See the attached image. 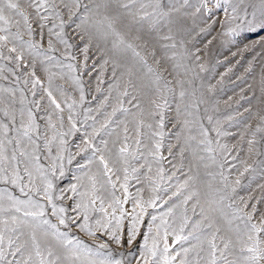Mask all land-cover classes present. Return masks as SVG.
Returning <instances> with one entry per match:
<instances>
[{
  "label": "snow or ice",
  "instance_id": "1",
  "mask_svg": "<svg viewBox=\"0 0 264 264\" xmlns=\"http://www.w3.org/2000/svg\"><path fill=\"white\" fill-rule=\"evenodd\" d=\"M187 3L188 0H167V2L165 0H104L103 3H93L90 7L82 0H0V59L14 61L18 67L30 65L31 72L28 75L32 87L35 89L37 85H41V80L36 76L37 60H40L41 64L45 61L55 60L56 64L61 66V62L56 57L49 55L50 52L56 50L53 37L66 49L73 46L65 36L66 24L70 26L79 20L76 27L81 29V32H78L76 37L80 40L87 37L89 41L94 39L106 41L109 36L114 37L113 50L119 51L122 47L125 50L130 49L135 62L146 69V76L140 78L138 84L133 79V67L122 65L118 60H113V76H116L117 68L123 67L125 70L121 72V77L125 74L129 77L122 95L129 96V88L137 91L154 84L155 97L149 98V107L147 108L141 107V104L137 102L135 104L136 113H131L129 109L123 107L121 102L119 107H114L111 113H105L106 122L101 127L106 129L109 124L114 123L112 117H115L117 112L125 116L131 115L138 137L136 139L137 146L139 147L143 143L142 139L139 138L144 135L142 129H149L147 135L152 142L149 154L159 162V160L164 159L160 155V149L163 146L165 136L164 109L169 107L167 94H171L175 99V92L171 87L173 81L166 80L162 72L154 69L146 57L142 56L132 44L125 45L124 38L114 27L121 14L119 12L115 15L112 14L114 11L113 4L118 9H123L138 25L137 31H142L149 38L145 42V47H147L148 42H153L152 50L148 55L153 58L157 66H160L163 61L176 59L175 50L178 44L183 47L184 41L182 39L178 41L177 37L184 31L180 12ZM215 7H223L225 15V19L221 21V28L224 29L221 33L222 36H235L241 29L254 33L264 32V0H238L237 3L224 0L223 5L221 0H215ZM81 9H83V13H81ZM101 9H103L102 13ZM202 9L207 10L209 14L212 12L207 7V0H202L201 6L197 7L196 11L200 12ZM93 13L102 16L92 25L94 31L84 27L90 18V14ZM65 14L68 17L67 21L64 19ZM52 20H58L59 24H54L52 28H48L47 48L45 49L43 30L46 26L45 22ZM33 24L36 25L35 28ZM54 28H58L59 31H54ZM37 35L40 37L39 40L34 38ZM25 36L28 37L27 40H25ZM136 38L140 39L141 37L137 36ZM260 44L264 46V37H261ZM157 45L160 51L159 58L157 57ZM5 49L7 55H5ZM25 49L28 50L32 59L22 65L21 62L26 59ZM84 51L87 52V46H85ZM170 52L172 53L171 56L169 55ZM66 67L70 71L74 70L72 64H68ZM182 67H184L182 63L173 64V68L177 70V76L179 75L178 70ZM201 70H203L202 65ZM55 75L54 73L49 74L48 88L45 91L50 104L53 106V111L62 112L61 105L53 96L52 91V81ZM61 77H63V73H61ZM145 78L149 81L147 84L144 83ZM72 79L80 87L79 79L76 77H72ZM25 83L28 81L26 80ZM175 83L180 85L179 101L183 102L188 95L184 89L185 81L175 79ZM58 90L63 95V91ZM3 92L10 95H0V105H3L0 107V112L3 113L4 117L3 120H0V183L19 189L25 199H20L7 187L0 189V264H126L125 253L121 251L118 253L121 258H115L112 246L116 245L123 248L125 243L132 246L140 235H142L143 243L137 245L139 259L136 260V264H264V214L259 217V223L254 222L253 216L257 211L255 205L252 206L250 212H245L244 208L247 207V203L243 208L239 207L236 205L235 199L225 194L224 189H227L229 184L228 177L222 171L219 175L224 188H214L209 183L203 193L199 188L201 183L199 173L196 172L187 176L182 185L189 190V195L185 197V203L194 196L197 197V204L200 205L199 219L189 225L185 217L179 232L175 228L172 229L173 242L171 244L168 240L167 220L161 218V226H164L163 234L160 232L161 226H157L156 232L153 234V224L157 220L155 215L151 217V221L148 223L147 232L141 233L140 226L144 223L143 216L146 213L145 202L137 199L132 213L125 212L123 203L128 199L127 168H124L125 183L122 187L125 197L123 201L116 197L113 192L111 201L105 207L104 197L97 194L96 180L91 178V192L88 190L79 191L76 184L69 186L71 192L79 197L71 208L73 215H69V209L56 202L57 200H64L65 197L54 195L55 185L52 178L56 176L57 169H59L61 176L64 174L61 153L64 151V137L71 134L76 128L71 115L74 104L68 105L70 112L68 119L71 123L69 131H57L51 114H48L46 117L47 127L53 131V135L51 138L46 135L42 137L32 107L24 106L23 94H21L20 99L21 107L16 109L14 107L16 104L15 90L0 88V93ZM32 94L35 96L36 93L33 92ZM192 95L195 96V92ZM80 100H84L82 87ZM132 100H138V98L132 96ZM202 102V100H196L194 103L186 105L183 110L180 103H177V117L191 115L188 112L189 107L198 111L199 104ZM32 103L39 110V104L36 101ZM58 119L62 128L63 116H59ZM208 119L211 122V117ZM148 120H152L154 123H149ZM260 122L256 132L264 131V127H262L264 126V115L260 116ZM120 123L124 122L120 121ZM189 123L187 119L177 120L174 127L178 126L182 131ZM181 131L175 133L178 140ZM199 132L203 139L199 140L197 147L203 146L201 150L209 153L208 158L215 162L214 149L212 141L208 139L207 129L200 126ZM94 134L99 135V131L94 129ZM217 135H221L218 130ZM41 139H43V149L46 150L44 158L49 160L47 167L42 162ZM195 139L196 137L191 135L185 139L184 146L180 148L182 159L184 152L192 147L191 141ZM57 140L59 142L58 152L56 156H53L52 145ZM124 140L125 144L119 149V153L124 157V162L127 163L125 154L128 153L126 143L128 127L126 123ZM255 142V133H253V139L249 141L250 153L254 151ZM85 143L92 147L93 152L100 151L97 146L91 143V138ZM101 143L105 148L107 147L108 142L106 140H101ZM220 147L227 149V145ZM168 151L171 154V146ZM133 158L138 157L134 156ZM71 159L69 157V163H71ZM192 159L203 161L205 157L199 156L197 150L193 148ZM99 160L104 166L105 175H108L112 171L108 161L103 155H100ZM241 163L244 164V172L256 171V168L246 161H241ZM254 163L261 171H264V160ZM207 166L206 164L205 167ZM223 167L221 164L220 168L223 169ZM149 171H151L150 167ZM158 171H162V169ZM208 175L215 178L212 173H208ZM76 179L79 180L80 178L77 177ZM107 182L115 189V184L110 176ZM235 184L239 185L240 180L237 179ZM232 192L235 193L234 187ZM202 195L204 199L201 202L200 197ZM238 199L243 200V197ZM97 201H99V206H97ZM146 203L149 207H156L155 199ZM136 208H139V212L136 211ZM53 218L55 222H53ZM126 219L128 220L127 224H125ZM186 229H188L187 234H184ZM74 231L85 233L92 238V243H86L74 235ZM217 240L220 241V244L217 243ZM161 241L163 242L162 248L160 246ZM175 245L180 247L177 249ZM128 255H133V253L129 252ZM127 264H131V262L128 261Z\"/></svg>",
  "mask_w": 264,
  "mask_h": 264
},
{
  "label": "rangeland",
  "instance_id": "2",
  "mask_svg": "<svg viewBox=\"0 0 264 264\" xmlns=\"http://www.w3.org/2000/svg\"><path fill=\"white\" fill-rule=\"evenodd\" d=\"M82 2L91 7L93 3H103L104 0H82ZM231 2L237 3L238 0H231ZM201 3L202 0H188V3L181 8L180 17L184 31L177 37V40L182 39L184 41L183 47L178 44L175 50L176 59L163 61L160 66H157L153 58L148 55L152 50L153 42H148L147 47H145V42L149 38L142 31H137L138 25L123 9H118L113 4L114 11L112 14L115 15L117 12L121 14L114 27L124 38L125 45L132 44L142 56L146 57L154 69L162 72L166 80L173 81L171 87L174 89L175 99L171 94H167L169 107L164 109L165 136L163 146L160 149V155L164 159L159 160V162L149 154L152 147V142L147 135L149 129H142L144 135L139 138L142 139L143 143L139 147L137 146L136 139L138 137L131 115L125 116L117 112V115L112 117L114 123L109 124L106 129L101 127L106 122L105 113H111L113 108L119 107L121 102L123 107L129 109L131 113H136L135 104L137 102L141 104V107L147 108L149 107V98L155 97L154 84L137 91L129 88L130 95H122L129 77L127 74L121 77V72L125 70L123 67L117 68L116 76H113V60H118L122 65L133 67V79L138 84L140 78L146 76V69L135 62L130 49L125 50L122 47L119 51H114L112 48L114 37L109 36L106 41L95 39L89 41L87 37L80 40L76 37V34L81 32V29L76 27L79 20L70 26L66 24L65 36L73 46L66 49L53 37L56 50L50 52L49 55L56 57L61 62V66H58L55 60L45 61L43 64L37 60L36 76L41 80V85H37L35 89H33L28 75L31 72L30 65L18 67L14 61L0 59V68H2L0 71V88L15 90L16 104L14 107L16 109L21 107L20 99L21 94H23L24 106L32 107L42 137L46 135L51 138L53 135V131L47 127L46 117L48 114H51L57 131H69L71 123L68 119L70 114L68 105L74 104L71 115L76 128L71 134L64 137V151L61 153L64 174L61 176L59 169H57L56 176L52 178L55 185L54 195L65 197L64 200H57L56 202L67 207L69 215H73L71 208L79 199L71 192L69 186L76 184L79 191L88 190L91 192V178L96 180L97 194L104 197L105 207L111 201L113 192L116 197L123 201L125 197L122 187L125 183L124 168H127L128 199L123 203L125 212L132 213L137 199L145 202L146 213L143 216L144 223L140 226L141 233L147 232L148 223L151 221V217L155 215L157 220L153 224V234H155L157 226L162 225L161 218L167 220L168 240L171 244L173 242L172 229L175 228L179 232L185 217L189 225L199 219L200 205L197 204V197L194 196L185 203V197L189 195V190L182 185L187 176L196 172L199 173L201 182L199 188L203 193L209 183L214 188H224L219 175L222 171L228 177L229 184V187L224 189L225 194L235 199L236 205L239 207L243 208L247 203V207L244 208L245 212H250L252 206L255 205L257 211L253 216V221L259 223V217L264 214V171H261L254 162L264 160V131L256 132L257 126L261 124L260 116L264 115V46L260 44L264 32L254 33L241 29L235 36H222L221 33L224 29L221 28V21L225 19L223 7L216 8L215 0H207V7L212 10L211 14L203 9L197 12L196 8L200 7ZM221 4H224V0H221ZM102 12L103 9H101ZM81 13H83V9H81ZM101 18L102 16L94 13L90 14V18L84 27L94 31L92 25ZM64 19L65 21L68 19L66 14ZM45 23L43 46L46 49L48 28H52L54 24H59V21L52 20ZM33 27L35 28L36 25L33 24ZM53 30L59 31L58 28ZM37 31L39 32V29ZM137 36L141 38L137 39ZM24 38L25 40L28 39L27 36ZM34 38L40 39L39 35ZM85 46H87V52L84 51ZM5 55H7L6 49ZM169 55L171 56L172 53L170 52ZM159 56L160 51L157 45V57L159 58ZM25 58V61L21 62L22 65L32 59L27 49H25ZM175 63L184 65L178 70V76L176 75L177 70L173 68ZM68 64L74 65L73 71L66 67ZM201 65L203 70H201ZM51 73L56 74L52 81V91L53 96L61 105L62 112L53 111V106L50 104L45 91L48 88V76ZM61 73H63V77H61ZM72 77L79 79L80 87L73 82ZM175 79L185 81L184 89L188 95L183 102L179 101L180 85L175 83ZM26 80L28 83H25ZM148 82V79L145 78L144 83L147 84ZM81 87L84 95L83 101L80 100ZM58 89L63 91V95ZM33 92L36 93L35 96H33ZM193 92H195V96L192 95ZM0 95L9 96L10 94L3 92ZM132 96H136L138 100H132ZM130 100H132L131 103H129ZM196 100L203 101L199 104L198 111L189 107L188 112L191 115L177 117V103H180L183 110L186 105H190ZM33 101L39 104V110L32 103ZM59 116H63L62 128L60 127ZM208 117H211V122H209ZM3 119V113L0 112V120ZM17 119H19L18 116ZM184 119L190 122L186 128L181 131L178 126L174 127L177 120L182 121ZM120 121L124 123H120ZM147 122L154 123L152 120ZM125 123L128 127V140L126 141L128 153L125 154L127 163L124 162V157L119 153V149L125 144ZM200 126L208 131V139L212 141L214 149L215 162L208 158L209 153L201 150L203 146L197 147L199 140L203 139L199 132ZM94 129L99 131V135L94 134ZM217 130L221 135H217ZM177 131H181L179 140L175 135ZM253 133H255L256 142L254 151L250 153L249 141L253 139ZM189 135L195 136L196 139L191 141L192 147L184 152L182 159L180 148L184 146L185 139ZM90 138L91 143L97 146L100 151L93 152L92 147L85 143ZM101 140L108 142L106 148ZM40 144L42 162L47 167L49 160L44 158L46 150L43 149V139H41ZM58 145V140L52 145L53 156L57 155ZM221 145H227V149L221 148ZM170 146L171 154L168 151ZM193 148L197 150L199 156L205 157L203 161L192 159ZM100 155L105 157L109 168L112 169L108 175H105L104 166L99 160ZM134 156L138 158H133ZM69 157L72 158L71 163H69ZM241 161L253 165L256 171L244 172V164ZM206 164L207 167H205ZM221 164L224 166L223 169L220 168ZM149 167L151 171H149ZM159 169L162 171H158ZM208 173H212L215 178ZM109 176L115 184V189L107 182ZM77 177L80 179H76ZM237 179L240 180L239 185L235 184ZM6 187L20 199H25L19 189L0 183V189ZM233 187L235 193L232 192ZM239 197H243V200L238 199ZM153 199H155L156 207L147 206L146 202ZM200 199L202 202L203 195ZM97 206H99V201H97ZM136 211L139 212V208H136ZM53 222H55L54 218ZM127 223L128 220L126 219L125 224ZM163 231L164 226H161V234ZM187 231L188 229L185 230L184 234H187ZM74 235L86 243H92V238L83 232L74 231ZM140 243H143L142 235L137 237V241L132 246L126 243L123 248L113 245L115 258L120 259L118 253L123 251L126 264L128 261L131 264H136V260L139 259L137 245ZM217 243L220 244V241L217 240ZM160 246L163 247L162 241ZM175 247L178 249L180 246L175 245ZM129 252L133 255H128Z\"/></svg>",
  "mask_w": 264,
  "mask_h": 264
}]
</instances>
